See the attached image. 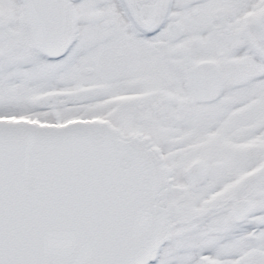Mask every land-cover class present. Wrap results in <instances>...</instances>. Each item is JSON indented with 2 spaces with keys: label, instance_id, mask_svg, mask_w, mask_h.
<instances>
[{
  "label": "snow or ice",
  "instance_id": "6c2138e0",
  "mask_svg": "<svg viewBox=\"0 0 264 264\" xmlns=\"http://www.w3.org/2000/svg\"><path fill=\"white\" fill-rule=\"evenodd\" d=\"M0 264H264V0H0Z\"/></svg>",
  "mask_w": 264,
  "mask_h": 264
}]
</instances>
